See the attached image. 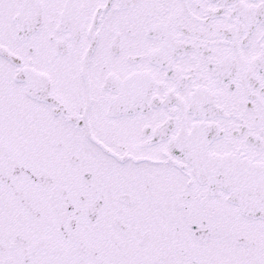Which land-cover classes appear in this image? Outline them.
Returning a JSON list of instances; mask_svg holds the SVG:
<instances>
[{"label":"snow or ice","instance_id":"1","mask_svg":"<svg viewBox=\"0 0 264 264\" xmlns=\"http://www.w3.org/2000/svg\"><path fill=\"white\" fill-rule=\"evenodd\" d=\"M0 264H264V0H0Z\"/></svg>","mask_w":264,"mask_h":264}]
</instances>
